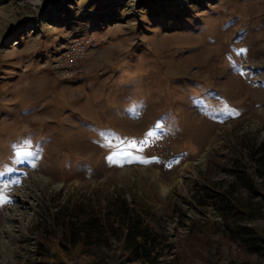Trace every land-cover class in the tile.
<instances>
[{
    "label": "rangeland",
    "instance_id": "374dc122",
    "mask_svg": "<svg viewBox=\"0 0 264 264\" xmlns=\"http://www.w3.org/2000/svg\"><path fill=\"white\" fill-rule=\"evenodd\" d=\"M72 1L0 3V264H118L62 225L123 200L155 238L126 264H264L230 230L264 231V0ZM121 138L149 162L107 160Z\"/></svg>",
    "mask_w": 264,
    "mask_h": 264
},
{
    "label": "trees",
    "instance_id": "16d2710c",
    "mask_svg": "<svg viewBox=\"0 0 264 264\" xmlns=\"http://www.w3.org/2000/svg\"><path fill=\"white\" fill-rule=\"evenodd\" d=\"M2 1L18 2L21 0H0V3ZM66 1L70 5L73 4L72 0ZM52 2L57 4L59 0H52ZM138 3L150 16L160 17V19H175L179 14H186L181 8L184 6L182 0L176 1V6L179 9L176 12L174 11L175 13L170 8V3H161L157 0H138ZM255 150L261 152V157L257 161H259L260 166H264V141ZM114 217L116 218L113 222L101 218H89L80 222L75 220L65 221L62 225V234H64L62 239L84 240L88 243L99 231L107 237L117 234L121 238V255L123 256V259L118 264L144 261L149 258L150 250L152 249L151 244H155V238L151 230L144 224L141 215L123 200L118 202ZM230 230L248 252L264 255V231L262 229L260 230L255 226L234 225ZM16 264L45 263L34 259ZM227 264H249V262L231 259Z\"/></svg>",
    "mask_w": 264,
    "mask_h": 264
},
{
    "label": "snow or ice",
    "instance_id": "6c2138e0",
    "mask_svg": "<svg viewBox=\"0 0 264 264\" xmlns=\"http://www.w3.org/2000/svg\"><path fill=\"white\" fill-rule=\"evenodd\" d=\"M238 114V113H237ZM102 136L107 135L104 132L100 133ZM156 133L149 131L146 134V137H153ZM148 144L147 138L144 140L137 141L136 139H128V138H121L120 145H113L111 143L107 145H102L109 148L110 154L106 157L107 160L113 163H120L121 161L124 162H140L145 163L149 162L144 157L138 155V153H142L144 151L145 146ZM26 155L32 156L34 155L33 152H27ZM119 157V159H117ZM156 159V158H152ZM7 185L0 187V205L4 203L10 202V198L4 194V188Z\"/></svg>",
    "mask_w": 264,
    "mask_h": 264
}]
</instances>
